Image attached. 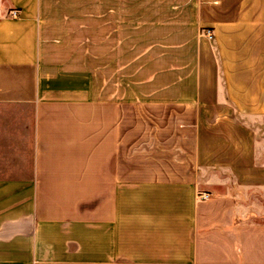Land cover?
<instances>
[{
  "label": "crops",
  "instance_id": "1",
  "mask_svg": "<svg viewBox=\"0 0 264 264\" xmlns=\"http://www.w3.org/2000/svg\"><path fill=\"white\" fill-rule=\"evenodd\" d=\"M7 4L21 17L0 20V264H264V223L217 192V173L264 190L242 120L264 116V0H197L202 32L118 45L99 95L45 73L37 0Z\"/></svg>",
  "mask_w": 264,
  "mask_h": 264
},
{
  "label": "rangeland",
  "instance_id": "2",
  "mask_svg": "<svg viewBox=\"0 0 264 264\" xmlns=\"http://www.w3.org/2000/svg\"><path fill=\"white\" fill-rule=\"evenodd\" d=\"M36 21L40 63L48 77L77 73L78 85L99 88L108 70L116 69L118 45L129 54L173 32H202L195 28L197 0H37ZM18 9L0 0V20L20 19ZM172 22L175 31L164 29ZM151 23V27L149 26ZM128 54V55H129ZM255 132L258 160L264 162V116L243 117ZM226 184L217 192L237 196L246 221L264 223V190L238 189L227 173H217ZM218 179V178H217Z\"/></svg>",
  "mask_w": 264,
  "mask_h": 264
},
{
  "label": "built area",
  "instance_id": "3",
  "mask_svg": "<svg viewBox=\"0 0 264 264\" xmlns=\"http://www.w3.org/2000/svg\"><path fill=\"white\" fill-rule=\"evenodd\" d=\"M207 35H208L209 38H212L211 32H208ZM201 197L204 198V199H206V198H208V195H203Z\"/></svg>",
  "mask_w": 264,
  "mask_h": 264
},
{
  "label": "trees",
  "instance_id": "4",
  "mask_svg": "<svg viewBox=\"0 0 264 264\" xmlns=\"http://www.w3.org/2000/svg\"><path fill=\"white\" fill-rule=\"evenodd\" d=\"M258 163H261V161L258 160Z\"/></svg>",
  "mask_w": 264,
  "mask_h": 264
}]
</instances>
